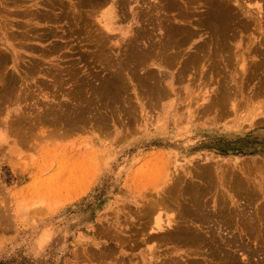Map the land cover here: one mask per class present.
<instances>
[{"label": "rangeland", "instance_id": "1", "mask_svg": "<svg viewBox=\"0 0 264 264\" xmlns=\"http://www.w3.org/2000/svg\"><path fill=\"white\" fill-rule=\"evenodd\" d=\"M235 1L110 0L119 41L109 0H0V264H264V0ZM162 165L184 237L145 243Z\"/></svg>", "mask_w": 264, "mask_h": 264}, {"label": "bare ground", "instance_id": "2", "mask_svg": "<svg viewBox=\"0 0 264 264\" xmlns=\"http://www.w3.org/2000/svg\"><path fill=\"white\" fill-rule=\"evenodd\" d=\"M28 1V0H27ZM115 0H113V2H114ZM136 1V0H135ZM165 1V0H164ZM138 2V1H137ZM146 2V1H145ZM235 2H237V0L235 1ZM261 2V1H260ZM112 3V2H111ZM110 3V0H109V6H108V8H105V9H103V10H101L99 13V15L97 16V21H98V23L100 22L102 25L101 26H103V28H105L106 30H108L109 32H111V35H113L114 37H117V35H118V33H115L116 31V27H118V19H117V9L116 8H114L113 6V4H111ZM116 3V2H115ZM130 3V2H129ZM135 3V2H134ZM107 4V3H106ZM146 4V3H145ZM154 4H155V2H154ZM162 4V3H161ZM257 4H259V1L257 2ZM247 5V4H246ZM248 5H250V4H248ZM260 5H262V4H260ZM116 6V5H115ZM241 6V5H240ZM76 7V6H75ZM125 7V6H124ZM141 7V6H140ZM151 7V6H150ZM160 7H162V6H160ZM159 7V8H160ZM247 7H249V6H247ZM253 7V6H252ZM259 8L261 7V9H262V6H258ZM257 7V8H258ZM149 10V9H148ZM260 10V9H259ZM258 10V11H259ZM25 11V10H24ZM39 11V10H38ZM96 11V10H95ZM262 11V10H261ZM151 12H153V11H151ZM36 13V12H35ZM95 13V12H94ZM93 13V14H94ZM153 13H155V12H153ZM152 13V14H153ZM157 15H158V13H156ZM30 15V14H29ZM35 15V14H34ZM123 15V14H122ZM135 15V14H134ZM149 15V14H148ZM156 15V16H157ZM261 15V14H260ZM56 16V15H55ZM142 17V16H141ZM30 18V17H29ZM33 18V17H32ZM95 18V17H94ZM34 19V18H33ZM39 19V18H38ZM48 20V19H47ZM130 20V19H129ZM140 20V19H139ZM172 20V19H171ZM29 21V20H28ZM126 21H128V20H126ZM132 21V20H131ZM144 21V20H143ZM261 21V20H260ZM146 22H147V20H146ZM40 23V22H39ZM99 23V24H100ZM141 23V22H140ZM31 24V23H30ZM120 24V23H119ZM133 24V23H132ZM131 24V25H132ZM150 24V23H149ZM29 25V24H28ZM138 25H141V24H139L138 23ZM253 25V24H252ZM137 26V25H136ZM144 26V25H143ZM262 26V25H261ZM31 27H32V25H31ZM34 27V26H33ZM140 28V27H139ZM261 28V27H260ZM104 29V30H105ZM159 29V28H158ZM254 29V28H253ZM100 30V29H99ZM102 30V29H101ZM129 30L130 29H128V28H126V29H123V26H122V28H121V31H120V33H119V36L117 37V39L119 40V41H124V36H125V34L126 33H128L129 32ZM133 29H131L130 30V32L132 31ZM37 31V30H36ZM107 31V32H108ZM134 31V30H133ZM95 32V31H94ZM129 32V33H130ZM34 33H36V32H34ZM104 33H105V31H104ZM132 33V32H131ZM110 34V33H109ZM41 35V34H40ZM39 36V35H38ZM127 36V35H126ZM126 36H125V38H126ZM151 36V35H150ZM41 37V36H40ZM128 37V36H127ZM157 37V36H156ZM263 37V36H262ZM129 38V37H128ZM158 38V37H157ZM112 39V38H111ZM116 39V41L118 42V40ZM137 39V38H136ZM229 39V38H228ZM139 40V39H138ZM115 41V42H116ZM144 41V40H143ZM252 41H253V39H252ZM259 41V40H258ZM110 42V41H109ZM109 42H108V44H109ZM145 42V41H144ZM98 43V42H97ZM111 43H114V42H111ZM119 43V42H118ZM118 43H115V44H113V45H118ZM138 43V42H137ZM2 44L4 45V44H6V46H7V48L10 50V52H11V54H12V59L15 61L16 60V50H14V47L11 45V43H3L2 42ZM100 44V43H99ZM107 44V45H108ZM120 44V43H119ZM225 44V43H224ZM2 45V46H3ZM103 45V44H102ZM145 45H146V43H145ZM260 45V44H259ZM1 46V47H2ZM158 46V45H157ZM262 47V46H261ZM111 47H109V49H110ZM158 48V47H157ZM192 48V47H191ZM108 49V50H109ZM181 49V48H180ZM203 49V48H202ZM3 50V49H2ZM1 50V51H2ZM111 51V50H110ZM119 51V50H118ZM160 51V50H159ZM36 52V51H35ZM109 52V51H108ZM116 52V51H115ZM156 52V51H155ZM185 52V51H184ZM9 53V52H8ZM19 53V52H18ZM157 53V52H156ZM156 53H155V56H156ZM164 53V52H163ZM170 53H171V51H170ZM189 53V52H188ZM198 53V52H197ZM10 54V53H9ZM112 54H113V52H112ZM162 54V53H161ZM201 54V53H200ZM222 54V53H221ZM258 54V53H257ZM20 55V54H19ZM18 55V56H19ZM105 55V54H104ZM152 55V54H151ZM154 55V54H153ZM163 55V54H162ZM234 55V54H233ZM123 56V55H122ZM207 56V55H206ZM209 56V55H208ZM223 56H224V54H223ZM115 58H116V56H114ZM147 57V56H146ZM163 57V56H162ZM186 57V56H185ZM218 57V56H217ZM234 57H235V55H234ZM254 57V56H253ZM17 58H19V57H17ZM119 58V57H118ZM154 58V57H153ZM183 58V57H182ZM209 58V57H208ZM219 58H220V56H219ZM257 58V57H256ZM226 59V58H225ZM100 60V59H99ZM105 60V59H104ZM155 60V59H154ZM205 60H207V58L205 59ZM257 60V59H256ZM150 61V60H149ZM154 62V61H153ZM251 62V61H250ZM38 64V63H37ZM146 64H148V63H146ZM203 64V63H202ZM235 64V63H234ZM15 66L17 65L16 63L14 64ZM13 65V66H14ZM151 65V64H150ZM203 66V65H202ZM159 67V66H158ZM197 67V66H196ZM199 67V66H198ZM244 67V66H243ZM19 68V67H18ZM42 68V67H41ZM171 68V67H170ZM178 68V67H177ZM201 68V67H200ZM204 68V67H203ZM206 68V67H205ZM204 68V69H205ZM140 69H141V67H140ZM168 69V68H167ZM3 71V70H2ZM142 71H143V69H142ZM165 71V70H164ZM223 71V70H222ZM243 71V70H242ZM141 72V71H140ZM248 72V71H247ZM122 73V72H121ZM175 73V72H174ZM178 73V72H177ZM192 73V72H191ZM221 73V72H220ZM244 73V72H243ZM46 74V73H45ZM68 75V74H67ZM184 75V74H183ZM61 76V75H60ZM138 76V75H137ZM189 76V75H188ZM49 77V76H48ZM149 77V76H148ZM53 78V77H52ZM154 79V78H153ZM177 79V78H176ZM189 79V78H188ZM192 79V78H191ZM195 79H197V77L195 78ZM60 80V79H59ZM86 80V79H85ZM264 80V79H263ZM196 81V80H195ZM153 82V81H152ZM160 82V81H159ZM1 83H2V81H1ZM55 83V82H54ZM61 84V83H60ZM201 84V83H200ZM25 85V84H24ZM57 85V84H56ZM51 86H53V85H51ZM60 86V85H59ZM162 87V86H161ZM139 88V87H138ZM16 90V89H15ZM54 90V89H53ZM230 90V89H229ZM261 90H263L262 88H261ZM24 91V90H23ZM22 91V92H23ZM60 91V90H59ZM158 91V90H157ZM169 91V90H168ZM232 91V90H231ZM56 92V91H55ZM236 92V91H235ZM26 93V92H25ZM33 93V92H32ZM66 94V93H65ZM146 94V93H145ZM214 94H216V93H214ZM236 94V93H235ZM140 95V94H139ZM213 95V94H212ZM93 96V95H92ZM9 97V96H8ZM209 97H211V96H209ZM7 98V97H6ZM16 98V97H15ZM148 98V97H147ZM212 98V97H211ZM49 99H51V97L49 98ZM123 99V98H122ZM130 99V98H129ZM6 100V99H5ZM12 100V99H11ZM215 100V99H214ZM9 101V100H8ZM25 101V100H24ZM149 101V100H148ZM21 102V101H20ZM49 102V101H48ZM128 102V101H127ZM150 102V101H149ZM149 102H147V103H149ZM218 102V101H217ZM44 103V102H43ZM46 103V102H45ZM145 103V102H144ZM146 103V104H147ZM210 103V102H209ZM231 103V102H230ZM40 104V103H39ZM151 104H152V102H151ZM225 104V103H224ZM237 104V103H236ZM38 105V104H37ZM43 105H45V104H43ZM60 105V104H59ZM158 105V104H157ZM4 106V105H3ZM6 106V105H5ZM17 106V105H16ZM23 106V105H22ZM21 106V107H22ZM26 106V105H25ZM39 106V105H38ZM205 106V105H204ZM213 106V105H212ZM239 106V105H238ZM46 107V106H45ZM97 107V106H96ZM156 107V106H155ZM208 107V106H207ZM4 108V107H3ZM37 109L39 108V107H36ZM35 108V109H36ZM47 108V107H46ZM106 108V107H105ZM129 108V107H128ZM22 109V108H21ZM34 109V110H35ZM58 109V108H57ZM64 109V108H63ZM136 109H137V107H136ZM136 109H134V110H136ZM18 110H20V109H18ZM131 110V109H130ZM138 110V109H137ZM196 110V109H195ZM221 110V109H220ZM1 111V110H0ZM5 111V110H4ZM199 111V110H198ZM230 111V110H229ZM10 112V111H9ZM13 112H14V114H15V110H13ZM16 112H18L17 110H16ZM29 112V111H28ZM31 112V111H30ZM213 112V111H212ZM219 112V111H218ZM20 113V112H19ZM23 113H25V112H23ZM27 113V112H26ZM33 113V112H32ZM36 113V112H35ZM263 113H264V111H263ZM136 114V113H135ZM16 115H20V114H16ZM22 115H24V114H22ZM27 115H29V114H27ZM30 115H31V113H30ZM132 115V114H131ZM218 115V114H217ZM11 117V116H10ZM32 117V116H31ZM129 117V116H128ZM187 117V116H186ZM191 117V116H190ZM198 117V116H197ZM24 118V117H23ZM33 118V117H32ZM40 119V118H39ZM75 119V118H74ZM26 120V119H25ZM28 120V119H27ZM12 121H13V119H12ZM25 122V121H24ZM40 122V121H39ZM38 122V123H39ZM90 123V122H89ZM19 124V123H18ZM100 124V123H99ZM10 125V124H9ZM88 125V124H87ZM102 125V124H101ZM100 126V125H99ZM12 127H14V125H12ZM25 127H27V126H25ZM28 127H29V125H28ZM82 127V126H81ZM60 128V127H59ZM84 128V127H83ZM13 129V128H12ZM61 129V128H60ZM60 131V130H59ZM62 131V130H61ZM73 131V130H72ZM12 132V131H11ZM33 132V131H32ZM67 132V131H66ZM34 134V133H33ZM44 136V135H43ZM41 137V136H40ZM96 156V155H95ZM101 158V157H100ZM142 164H144V163H142ZM214 164V163H213ZM140 166V165H139ZM163 166V165H162ZM213 166V165H212ZM176 167H178V166H176ZM162 168H164V166L162 167ZM162 168H151L150 167V169L147 171L146 170V172L145 171H143V172H140L138 175L139 176H145V177H151V178H153L154 177V181H156V176L159 178V180H157V181H160V182H155V183H153V180H152V183L154 184V186L155 187H153L154 189H156V198L155 199H151V198H149L150 200H148V203H146V205H144L143 207H141V208H143V210H142V212L140 213V212H136V213H140V217L142 218V222H141V225L139 226V227H137L138 229H137V231H136V233L137 234H141L143 237V242L145 241V243L146 242H158V241H168V240H171V239H177L178 237H180V236H183L184 237V232H183V230L179 227V225H178V221L175 219V217H166V219L165 220H163L162 219V215L160 214V212H161V209H162V207H164V204H165V199H164V194H166L167 192L169 193L172 189H173V187L174 186H176V184L178 183V181L180 180H178L177 181V179L175 178L176 177V173H177V171H178V168H176V169H168V167L167 168H164V169H162ZM191 168V167H190ZM213 168V167H212ZM224 169V168H223ZM184 170V169H183ZM187 170V169H186ZM201 170V169H200ZM199 170V171H200ZM100 171V170H99ZM197 171V170H196ZM139 172V171H138ZM145 172V173H144ZM186 173H190V171L189 170H187V171H185ZM232 172V171H231ZM243 172V171H242ZM184 173V172H183ZM135 174H137L136 172H135ZM224 174H225V172H224ZM148 175V176H147ZM241 175V174H240ZM244 175V174H243ZM137 176V175H136ZM138 176V177H139ZM185 176V175H184ZM184 176H183V178H184ZM214 176V175H213ZM187 177V176H186ZM210 177V176H209ZM222 177V176H221ZM151 178H149L150 180H151ZM225 178V177H224ZM223 178V179H224ZM183 181V180H182ZM190 181H192L191 179H190ZM224 181H226V180H224ZM143 182V181H142ZM249 182H251V181H249ZM181 183V182H180ZM185 183V182H184ZM62 184V183H61ZM157 184V185H156ZM252 184V183H251ZM179 186V185H178ZM158 187L159 188H161V189H158ZM179 188V187H178ZM181 188V187H180ZM152 189V188H151ZM246 190V189H245ZM172 192V191H171ZM179 192V191H178ZM194 192V191H193ZM214 192V191H213ZM150 193V192H149ZM180 193V192H179ZM182 194V193H181ZM220 194V193H219ZM58 195V194H57ZM217 195V194H216ZM51 196V195H50ZM165 197H166V195H165ZM169 198V197H168ZM41 199V198H40ZM39 199V200H40ZM51 199V198H50ZM140 199H142V198H140ZM139 199V200H140ZM223 199V198H222ZM20 201V200H19ZM25 201V200H24ZM44 201V200H43ZM143 201V200H142ZM145 201V200H144ZM175 201V200H174ZM41 202V201H40ZM45 202V201H44ZM171 202V201H170ZM184 202V201H183ZM26 203V202H25ZM23 204V203H22ZM33 204V203H32ZM49 204V203H48ZM57 204V203H56ZM144 204V203H143ZM179 204V203H178ZM204 204V203H203ZM28 205V204H27ZM37 205V204H36ZM50 205V204H49ZM192 205V204H191ZM241 205V204H240ZM48 206V205H47ZM206 206V205H205ZM178 207V206H177ZM216 207V206H215ZM235 207V206H234ZM28 208V207H27ZM36 208H38V207H36ZM40 208V207H39ZM38 208V209H39ZM230 208V207H229ZM241 208H243V207H241ZM23 209H25V208H23ZM172 209V208H171ZM255 209V208H254ZM136 211V210H135ZM240 211V210H239ZM256 212V211H255ZM171 213V212H170ZM248 213V212H247ZM257 213V212H256ZM167 214V213H166ZM238 214V213H237ZM21 215V214H20ZM24 215V214H23ZM139 215V214H138ZM257 215H258V213H257ZM175 216V215H174ZM259 216H260V214H259ZM29 217V216H28ZM183 217V216H182ZM257 217V216H256ZM187 218V217H186ZM259 219V218H258ZM191 220V219H190ZM236 220V219H235ZM250 220V219H249ZM248 220V221H249ZM261 220V219H260ZM121 222V221H120ZM181 223V222H180ZM211 223V222H210ZM193 224V223H192ZM191 224V225H192ZM113 225V224H112ZM207 226V225H206ZM100 227V226H99ZM116 227V226H115ZM119 228H120V226H119ZM197 228V227H196ZM216 228V227H215ZM103 229V228H102ZM127 229V228H126ZM199 229V228H198ZM104 230V229H103ZM117 230H118V228H117ZM118 231H120V230H118ZM117 231V232H118ZM121 231H122V228H121ZM120 231V232H121ZM50 234L51 232L47 229V230H45V232H44V234ZM119 233V232H118ZM224 233V232H223ZM242 233V232H241ZM257 233V232H256ZM122 234V233H121ZM132 234H134V233H132ZM117 235V234H116ZM120 235V234H119ZM129 235V234H128ZM40 236L41 237H43V234L42 233H40ZM124 236V235H123ZM221 237V236H220ZM141 238V239H142ZM41 239V238H40ZM39 239V240H40ZM43 239V238H42ZM42 239H41V241H42ZM225 240V239H224ZM46 242V241H45ZM124 242V241H123ZM39 243V242H38ZM42 243V242H41ZM161 245V244H160ZM196 245V244H195ZM167 247H168V245H167ZM136 248V247H135ZM170 248V247H169ZM156 249V248H155ZM187 249V248H186ZM103 250V249H102ZM193 250V249H192ZM167 251V250H166ZM187 251V250H186ZM202 251H204V250H202ZM207 251V250H206ZM83 253V252H82ZM85 253H86V251H85ZM243 253V252H242ZM131 254V253H130ZM160 254H162V253H160ZM195 254V253H194ZM244 254V253H243ZM242 254V255H243ZM246 254V253H245ZM88 255V254H87ZM86 255V256H87ZM120 255V254H119ZM184 255V254H183ZM152 256V255H151ZM169 256V255H168ZM172 256H173V254H172ZM247 256V255H246ZM90 257V256H89ZM114 257V256H113ZM163 257V256H162ZM248 257V256H247ZM119 258V257H118ZM124 258V257H123ZM149 258H152V257H149ZM244 258H245V256H244ZM111 259V258H110ZM113 259H116V258H113ZM157 259V258H156ZM211 259V258H210ZM90 260V259H89ZM104 260V259H103ZM159 260V259H158ZM163 260V259H162ZM161 260V261H162ZM181 260H183L182 258H181ZM155 261V260H154ZM117 262V261H116ZM156 262H158V261H156ZM184 262V261H183ZM216 262V261H215ZM112 264V263H111ZM149 264H151L150 262H149ZM158 264V263H157ZM176 264V263H175Z\"/></svg>", "mask_w": 264, "mask_h": 264}]
</instances>
